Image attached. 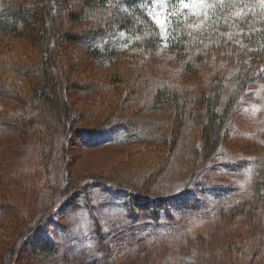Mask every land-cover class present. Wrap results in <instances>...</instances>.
<instances>
[{
  "label": "trees",
  "instance_id": "1",
  "mask_svg": "<svg viewBox=\"0 0 264 264\" xmlns=\"http://www.w3.org/2000/svg\"><path fill=\"white\" fill-rule=\"evenodd\" d=\"M156 1L0 0V139L14 138L16 146L26 151L41 146L39 154L47 164L56 150L66 153L74 136H100L106 130L108 137L125 135V143L161 145L153 165L131 172L132 185L120 179L104 187L99 176L73 181L69 170L63 169L61 197L73 202L71 210L77 202L89 204V194L101 188L105 193L115 189L125 204L135 200L145 208L155 207L157 211L147 219L172 217L162 206L173 204L175 209L188 204L193 191L202 194L206 185H215L221 177L215 172L221 165L216 156L236 148L231 123L239 96L253 83L264 82L262 0H203L200 9L185 8L168 18L165 31L152 17ZM163 1L175 7L186 0ZM19 39L38 51L22 58L10 44ZM163 40L165 51L157 57ZM75 43L84 47L92 64L86 68L94 65L96 79L79 80L85 69L81 64L63 68L60 59ZM153 57L161 62L159 70L140 69L130 80L117 71L122 60L141 67ZM231 74L236 75V83L223 95ZM74 80L80 94L92 88L101 91L103 101L93 105L89 114L74 110L61 94L76 87ZM125 91L130 100L123 96ZM132 100L141 107L129 116L120 113L130 110ZM101 113L108 118L83 124L87 117ZM258 140L250 144L255 151L250 160L224 164L239 168L246 163L252 168L250 195L213 207L210 216L205 212L213 230L185 239L168 264H264V157L260 154L264 141ZM44 176L49 179L45 172ZM150 180L155 181L154 188L147 185ZM171 180L180 181L174 192L166 184ZM23 205L26 208L17 211L14 200L0 198V264H20V257L52 264L56 243L35 242L36 232L51 217L45 219ZM57 221L64 224L63 219ZM143 248L135 246V253L111 264H147L145 260L150 264Z\"/></svg>",
  "mask_w": 264,
  "mask_h": 264
},
{
  "label": "rangeland",
  "instance_id": "2",
  "mask_svg": "<svg viewBox=\"0 0 264 264\" xmlns=\"http://www.w3.org/2000/svg\"><path fill=\"white\" fill-rule=\"evenodd\" d=\"M202 3L201 0H186L175 7H169L163 0H157L151 13L156 22L158 20L166 21L168 18L178 16L185 8L200 9ZM10 44L12 50H17L16 53L22 55V58L27 55L33 56V51H38L22 39ZM164 48L163 40L158 49L159 53L156 52L155 55L163 53ZM20 49H23V52H20ZM65 53H67L65 57L62 56L60 59L63 68L68 65L81 64L85 69L78 74L77 78L79 80L96 79V77L92 78L94 65L91 68H86L92 64L86 56L82 44H70ZM123 61L117 66V71L126 80H130L131 76L134 79L135 72L146 67L153 71L159 70V63H161L156 57L145 62L141 67L135 62ZM226 79L223 95L234 87L236 75H228ZM26 80L24 79L23 85H26ZM74 81V87H76L72 91H63L61 94L68 97L69 105L74 110L81 112L84 110L89 114L93 105L103 101L101 91L92 88L88 92L89 95L80 94V91L75 90L79 83L77 80ZM91 92L94 93L90 94ZM126 93V91L123 92V96ZM239 97L241 98L238 100L233 123H231V135H233L232 139L236 148L228 149L227 153L229 154L226 153L222 155L223 157L216 156L218 157L217 164L221 165H216L215 172L221 177L218 178L215 185H206L202 194L193 191L188 204L184 202L175 209L172 207L173 204L162 206L165 207V210H169V216L172 213V217L159 218L156 221L150 217L147 219L150 212L157 211L155 207L145 208L142 206V202L135 200L125 204L122 196L116 194L115 189L114 193H105L101 188L96 189L88 196L90 197L89 204L87 201L77 202L79 205L74 210H71L73 202L65 201L61 197L63 194L62 171L65 168L69 170L73 181L89 176H99L102 180L101 185L105 187L111 182L114 183L112 180L120 179V181L129 182L132 185V180L129 178L131 172L155 163L154 157L159 154L156 152L160 151L161 147V145H157L159 143L156 141H153L155 142L153 144L157 143L156 145L147 144L145 141L125 143L122 141L126 140L124 139L126 136L118 135L115 130L111 131L117 135L109 137L107 130L100 136L99 134L91 137L74 136L66 144V153L65 150L64 152L60 149L56 150L54 156L51 157L52 162L49 164L40 157L41 146H38L37 150L26 151L23 146H16L17 142L14 138H1L0 198L14 200L17 211L26 208L23 205L25 204L33 207L34 211L38 210L45 216V219L51 217L44 226L38 231L36 230L37 232L35 231L36 238L39 239L35 242L52 240L56 243L57 254L55 260L52 256V264H111L129 257L133 252L135 253V246L144 247L150 264L172 263L175 253L177 254L178 248L184 244L185 239L189 237L192 239L194 236L210 233L213 230L210 222L204 216L205 212L210 216L214 214L213 207L218 208L221 203L250 195L252 168L246 163H243L239 168L224 164H238L239 159L250 160L251 155L255 153L250 144L258 142V139L264 141V82L253 83ZM128 99L130 100L131 96H128ZM224 99L223 96L222 101ZM139 107H141V103L133 101L130 110H123L120 113L129 116L130 113L134 114V111ZM108 116L104 113H101L100 116L94 114L92 117H87L83 124L97 123ZM139 133L140 131L136 135ZM255 136L257 139H252ZM14 148H18L19 151L14 152ZM260 154L264 157V149L260 151ZM44 172L49 175V179L44 176ZM212 178H215V175ZM166 184L171 188L170 192H174L176 188H179L180 181L171 180ZM147 185L154 188L155 181L150 180ZM52 212L55 214L53 215ZM84 212L90 221L87 236L82 231L75 230L76 224L79 222L77 214ZM58 219H63L64 224L58 223ZM111 254L113 256L117 254V256L113 258ZM46 258L44 259L47 260ZM20 259V264H45L41 260L23 257ZM144 262L148 264V260Z\"/></svg>",
  "mask_w": 264,
  "mask_h": 264
},
{
  "label": "snow or ice",
  "instance_id": "3",
  "mask_svg": "<svg viewBox=\"0 0 264 264\" xmlns=\"http://www.w3.org/2000/svg\"><path fill=\"white\" fill-rule=\"evenodd\" d=\"M203 2V0H201ZM264 2V0H262ZM157 23L161 26L162 31L166 30V21H157ZM166 34V33H165ZM79 216V222L76 224V231H82V233L87 236L89 228H90V221L87 218L86 212L82 214H77ZM75 219V217H74Z\"/></svg>",
  "mask_w": 264,
  "mask_h": 264
}]
</instances>
